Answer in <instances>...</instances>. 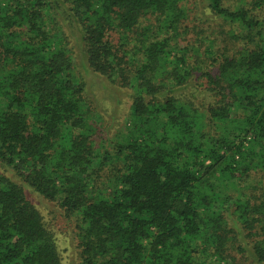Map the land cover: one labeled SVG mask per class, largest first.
Returning <instances> with one entry per match:
<instances>
[{"label": "trees", "instance_id": "16d2710c", "mask_svg": "<svg viewBox=\"0 0 264 264\" xmlns=\"http://www.w3.org/2000/svg\"><path fill=\"white\" fill-rule=\"evenodd\" d=\"M70 27V33L66 31ZM123 88L96 120L78 73ZM0 264H264V0H0Z\"/></svg>", "mask_w": 264, "mask_h": 264}, {"label": "rangeland", "instance_id": "374dc122", "mask_svg": "<svg viewBox=\"0 0 264 264\" xmlns=\"http://www.w3.org/2000/svg\"><path fill=\"white\" fill-rule=\"evenodd\" d=\"M70 33V27L66 26ZM70 43L75 57V65L78 73L87 83V98L90 106L96 112V120L102 129L116 133L125 128L124 122L128 118L130 97L123 88L114 87L107 81H101L97 74L87 71L81 60L80 44L74 35L70 37ZM0 170H3L0 166ZM27 196L40 210L48 227L53 231L59 251L62 256V264H79V252L75 246L73 226L70 221L62 216L61 211L53 202L26 188ZM224 264H256L248 253L232 252L228 261Z\"/></svg>", "mask_w": 264, "mask_h": 264}]
</instances>
